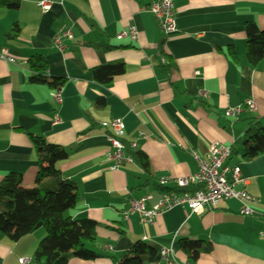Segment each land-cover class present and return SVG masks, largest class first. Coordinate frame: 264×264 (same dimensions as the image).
I'll return each instance as SVG.
<instances>
[{
    "label": "crops",
    "instance_id": "0c3cea01",
    "mask_svg": "<svg viewBox=\"0 0 264 264\" xmlns=\"http://www.w3.org/2000/svg\"><path fill=\"white\" fill-rule=\"evenodd\" d=\"M5 1L17 0H0V51L15 61L0 59V183L20 173L17 190L39 188L30 135L68 151L59 169L78 187L69 214L98 224L97 240L88 247L99 255L68 264H119L133 256L138 241L171 248L173 264H264V151L247 158L254 145L244 143L251 125L264 126V60L249 64L245 32L249 23L264 29V0H174L179 32L171 36L147 11L153 0H54L47 12L38 0H19L17 8ZM131 28L136 39L118 38ZM66 31L73 37L64 38L60 49L55 38ZM38 55L49 78L64 80L61 105L51 97L58 89L30 81V60ZM112 64H123L124 73L100 83L94 69ZM203 90L208 98L199 96ZM236 107L237 117L227 118ZM108 119H122L124 142L137 141L147 169L129 149L132 163L113 169L111 133L101 125ZM140 133L147 138L137 140ZM213 143L232 146L229 164L247 181L237 188L256 199L249 204L252 216L230 199L201 213L175 207L148 224L136 214L125 217L133 200L150 196V206L159 201L161 177L171 178L163 188L172 189L174 180L193 175V153L206 158ZM45 236L39 229L12 241L0 232V264H20L22 258L35 264ZM181 240L199 241L209 251L192 261Z\"/></svg>",
    "mask_w": 264,
    "mask_h": 264
},
{
    "label": "trees",
    "instance_id": "16d2710c",
    "mask_svg": "<svg viewBox=\"0 0 264 264\" xmlns=\"http://www.w3.org/2000/svg\"><path fill=\"white\" fill-rule=\"evenodd\" d=\"M19 0L3 2L8 8H17ZM15 26L11 32L16 33ZM247 35V59L252 67H257L264 60V29L255 23L245 27ZM233 54V53H232ZM32 75L30 81L34 84H48L54 89L63 86L64 80L49 78L46 75L47 65L43 56H35L30 60ZM123 64H112L94 69L95 76L100 83L106 84L122 73ZM38 160V175L36 182L39 185L35 190L19 191L17 185L23 180L20 173H9L0 183V232L10 240L19 239L36 232L39 229L46 231L45 238L40 242L34 254L35 264H68L71 258L94 260L99 255L88 247L96 242L97 223L91 219H75L69 212L76 208L78 203L77 184L65 180L61 176L59 165L68 159L66 149L48 143L43 137L30 135ZM245 145L251 141L247 158L264 151V126L255 123L250 126L244 137ZM129 147V146H127ZM129 149V148H128ZM132 157L144 168H148L146 155L137 150H131ZM158 185H160L158 183ZM162 192L177 190L176 187L163 188ZM198 186L177 190L179 193H195ZM182 250L194 261L209 248L203 247L199 241L181 240ZM133 256L119 264H145L160 260L159 248L138 241L132 248Z\"/></svg>",
    "mask_w": 264,
    "mask_h": 264
},
{
    "label": "built area",
    "instance_id": "2783aa9c",
    "mask_svg": "<svg viewBox=\"0 0 264 264\" xmlns=\"http://www.w3.org/2000/svg\"><path fill=\"white\" fill-rule=\"evenodd\" d=\"M53 2L54 0H38L37 4L44 12H47L51 9ZM147 11L158 21L166 36L179 32L174 0H153ZM128 35H131L132 39H136L135 29L131 28L128 32L119 34L118 38L121 39ZM72 37L71 31L58 34L55 38V45L62 49V40ZM0 59L11 63L15 62L14 59L9 57L6 50L0 51ZM163 63H166L164 59ZM199 96L205 99L210 96V93L203 90L199 92ZM51 97L59 105L63 103V95L60 89L54 91ZM245 104L250 110L256 109L252 100H247ZM240 112V107L230 108L225 115L227 118H233L237 117ZM54 122L59 123L60 119L55 116ZM101 125L106 127L111 133L108 140L114 152L112 151L108 154V159L113 162V169H117L127 162L132 163V158L126 156V151L128 148L137 150V141L131 142L129 145L125 144V127L122 119H108L102 122ZM146 138L147 135L144 133H140L137 136V140ZM232 153V146L221 143L211 144L206 158H201L196 153H193V157L198 164L197 171L191 176L181 177L173 182L176 184L177 190L198 186L199 189L195 193H179L177 190L163 192L159 201L153 206L149 205L152 199L150 196L133 200L129 209L124 213L125 217L136 214L139 216L141 223L148 224L175 207L187 206L193 213H201L205 208L217 209L219 205L230 199L239 201L241 203V212L252 216L254 213L249 204L255 202L256 199L245 190L237 188L239 185H245L247 181L242 177L237 167L229 164ZM170 180L171 178L163 176L158 180V183L165 185ZM172 256L173 251L171 248H162L160 250V260L145 264H173L175 260ZM19 263L31 264V260L22 258L19 259Z\"/></svg>",
    "mask_w": 264,
    "mask_h": 264
}]
</instances>
